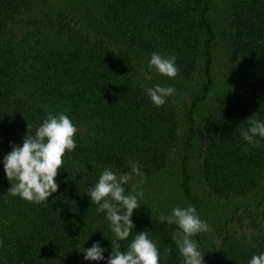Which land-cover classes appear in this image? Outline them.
<instances>
[{"label": "trees", "instance_id": "16d2710c", "mask_svg": "<svg viewBox=\"0 0 264 264\" xmlns=\"http://www.w3.org/2000/svg\"><path fill=\"white\" fill-rule=\"evenodd\" d=\"M214 5L0 0V144H20L49 113L77 127L46 203L8 192L0 165V264H89L80 251L93 242L107 258L114 237L86 195L104 168L130 175L126 193L143 192L133 231H149L159 264H182L176 226L158 219L176 206H194L209 226L193 237L203 264H248L264 252V139L240 135L252 115L264 119V0H226L234 68L218 76ZM153 52L176 57L174 78L149 69ZM156 84L175 89L159 107L145 92Z\"/></svg>", "mask_w": 264, "mask_h": 264}, {"label": "clouds", "instance_id": "9594fccd", "mask_svg": "<svg viewBox=\"0 0 264 264\" xmlns=\"http://www.w3.org/2000/svg\"><path fill=\"white\" fill-rule=\"evenodd\" d=\"M148 67L156 74L172 79L177 75L176 57L162 56L158 52L151 53ZM146 79H151L147 75ZM172 86L159 84L147 87L146 95L150 102L162 106L166 99L174 93ZM77 127L64 113H49L36 127L34 133L28 132L22 142L12 145L11 150L0 159L3 173L10 182V192L13 196L32 203H46L47 198L58 190L56 176L62 167L66 152L76 148L73 138ZM240 135L248 144L258 143L264 139V119L252 115L248 126L241 129ZM132 173L139 175L135 166ZM128 173L117 174L109 168H104L94 184L86 192L90 203L97 205V213H104L113 234L111 252L106 258L104 248L99 242H93L91 247L82 249L83 261L100 262L104 264H159L160 252L155 242L149 238V231L134 232L131 219L134 210L139 208V199L143 192L132 185L130 192H125L124 185L128 183ZM159 222L175 225L171 239L182 259V264H203L204 254L199 250L197 234L209 231L206 221L202 220L192 205L173 207L168 215L159 216ZM129 237L131 239L129 240ZM88 238L85 240L87 241ZM128 240L126 250L121 251L120 241ZM170 251V249H166ZM248 264H264V252L253 254Z\"/></svg>", "mask_w": 264, "mask_h": 264}, {"label": "rangeland", "instance_id": "374dc122", "mask_svg": "<svg viewBox=\"0 0 264 264\" xmlns=\"http://www.w3.org/2000/svg\"><path fill=\"white\" fill-rule=\"evenodd\" d=\"M214 1H215V5L213 10V19L215 20L216 29H217L216 31L218 32V36L221 37V39L219 40V44L217 45L214 51L215 65L213 69L215 76H218V75L229 74L231 72V69H233L234 67L231 66L229 63L232 60L228 55L226 42L223 36L227 28V19L224 8L226 0H214ZM10 150L11 149H9L8 147H5L4 145L0 144V156H4ZM195 192L197 193V190H195ZM207 218L208 221H210V219L212 218L211 212L207 213Z\"/></svg>", "mask_w": 264, "mask_h": 264}]
</instances>
